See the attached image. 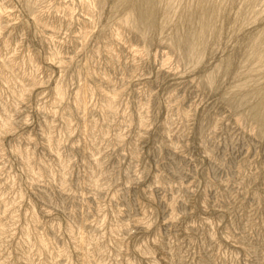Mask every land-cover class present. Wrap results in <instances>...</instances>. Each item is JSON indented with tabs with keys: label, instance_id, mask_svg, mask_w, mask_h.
<instances>
[{
	"label": "rangeland",
	"instance_id": "1",
	"mask_svg": "<svg viewBox=\"0 0 264 264\" xmlns=\"http://www.w3.org/2000/svg\"><path fill=\"white\" fill-rule=\"evenodd\" d=\"M144 1L0 0V264H264V0Z\"/></svg>",
	"mask_w": 264,
	"mask_h": 264
},
{
	"label": "bare ground",
	"instance_id": "2",
	"mask_svg": "<svg viewBox=\"0 0 264 264\" xmlns=\"http://www.w3.org/2000/svg\"><path fill=\"white\" fill-rule=\"evenodd\" d=\"M143 3H145V6L143 5V8L139 11L140 12V14H138V15H136V11H135V6H136V4L134 3L133 5H132V9L130 10V12H128V18L129 19H131V20H133L134 21V23H138V22H143V21H147L148 23H152L153 22V13H154V0H145ZM138 5V4H137ZM138 7V6H137ZM206 11V10H205ZM205 11H203L202 12V17H203V28L201 29L202 31H200V33H197V34H199V36H202V37H204V34H205V32L204 31H207L205 28L209 25V22H210V14H209V16H206L205 14L207 13V11L205 12ZM205 13V14H204ZM212 13V12H211ZM200 15V14H199ZM201 17V18H202ZM190 20V19H189ZM202 20V19H201ZM189 25V24H188ZM148 27V26H147ZM204 33V34H203ZM193 36V35H192ZM198 35H197V37H199ZM191 39H193V38H191ZM202 39V38H201ZM200 39H198L197 41H199ZM203 40V39H202ZM202 40H200V41H202ZM205 40V39H204ZM194 42V41H193ZM197 43V42H196ZM199 45V44H198ZM201 45H202V42H201ZM191 46V45H190ZM192 48H194L195 47V44H192ZM203 46V45H202ZM192 51V50H191ZM262 51V50H261ZM263 52H264V50H263ZM261 53H259L258 55L259 56H261L260 55ZM264 103V102H263ZM264 105V104H263ZM261 112H263V111H261ZM257 113V112H256ZM261 114V113H260ZM259 117H261L262 118V121L264 122V116H263V113L261 114V116H259Z\"/></svg>",
	"mask_w": 264,
	"mask_h": 264
}]
</instances>
